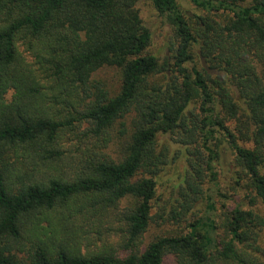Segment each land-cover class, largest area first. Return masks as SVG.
Returning a JSON list of instances; mask_svg holds the SVG:
<instances>
[{
    "label": "trees",
    "instance_id": "trees-1",
    "mask_svg": "<svg viewBox=\"0 0 264 264\" xmlns=\"http://www.w3.org/2000/svg\"><path fill=\"white\" fill-rule=\"evenodd\" d=\"M138 1L0 0V264H165L167 257L172 264H264V211L239 202L219 221L208 199L185 230L145 246L141 239L169 154L162 135L177 136L190 157L174 208L161 220L182 227L205 172L217 179L222 141L236 153L251 205L264 208V0H190L200 11L192 15L177 0H149L175 30L162 62L148 52L152 35ZM26 33L51 52L55 97L76 100L77 118L60 119L46 106L47 91L18 47ZM105 65L120 70L114 95L92 81ZM76 122L89 124L85 135L99 151L82 157L86 170L72 179L42 174L38 166L63 154L61 133ZM112 142L118 160L103 151ZM90 195L91 206L129 201L124 255L84 253L80 239L65 233L76 200Z\"/></svg>",
    "mask_w": 264,
    "mask_h": 264
},
{
    "label": "rangeland",
    "instance_id": "rangeland-1",
    "mask_svg": "<svg viewBox=\"0 0 264 264\" xmlns=\"http://www.w3.org/2000/svg\"><path fill=\"white\" fill-rule=\"evenodd\" d=\"M182 10L187 15L199 13L200 11L190 0H177ZM251 0H246L248 4ZM140 17L144 25L149 29L152 35L148 52L157 56L162 62L171 55V47L175 41V30L166 14L157 11L151 1L140 0L137 3ZM18 47L25 60L34 69L37 76L41 79L43 89L47 91L46 106L51 112L60 119L77 118V111L73 105L76 100L73 98L67 104L62 100L60 95L56 96L54 91L55 81L53 77V63L50 51L44 47L40 40H34L29 34L21 35L18 40ZM92 81H100L106 87L111 95L116 94L121 86V74L119 68L105 65L99 68L92 75ZM71 106V107H70ZM72 111H68L67 109ZM89 128L86 122H76L75 125L64 128L59 138L61 147V156L55 159H47L38 166L40 172L47 176H63L72 179L82 170L84 163L81 159L92 151H99L97 142L91 136H86L85 132ZM247 146H252L250 142H242ZM99 144V143H98ZM160 147H169V154L165 165L157 174L158 182L157 197L154 201L153 215L154 218L148 231L141 238L143 245L148 244L157 236L169 235L176 233L179 229L186 228L188 222H193L207 211L208 199L216 203V216L221 221V215L224 211L232 209L236 203H241L245 209H256L264 211L261 205L252 206L250 198L253 192L247 186V180L240 178V170L236 160V153L228 142L222 141L217 147L218 158L215 161L217 179L211 180V176L206 173L203 184L200 185L198 197L192 195L194 202H191V210L186 218L180 224L161 220L158 216L167 215L174 208L173 201L178 196L179 184L184 178V173L188 167V150L187 147L179 143L177 136L162 135L160 136ZM113 159L121 158L117 147H113V142L108 148L103 149ZM23 152L21 151V155ZM92 196H80L74 206L75 214L70 221H66L67 231L70 237L80 239V245L84 253L99 251H112L118 255H124L126 252L123 248V240L126 238V225L123 214L129 201L122 199L117 203H100L91 206L88 202ZM57 224L60 220L61 213H53L52 216ZM64 221V220H63ZM47 225V222H44ZM185 230V229H184ZM27 243V242H26ZM260 247L264 250V231L262 233ZM16 252V251H15ZM264 260V255L262 256ZM173 257H167L165 264H172ZM213 264H225L222 261H216Z\"/></svg>",
    "mask_w": 264,
    "mask_h": 264
}]
</instances>
